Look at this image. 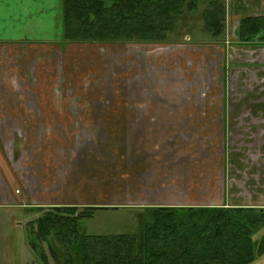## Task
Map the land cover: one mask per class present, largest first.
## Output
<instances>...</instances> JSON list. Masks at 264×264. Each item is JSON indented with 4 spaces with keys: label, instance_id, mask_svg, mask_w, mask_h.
<instances>
[{
    "label": "rangeland",
    "instance_id": "374dc122",
    "mask_svg": "<svg viewBox=\"0 0 264 264\" xmlns=\"http://www.w3.org/2000/svg\"><path fill=\"white\" fill-rule=\"evenodd\" d=\"M13 1L16 2V7H7L8 3L0 2L5 7V12L9 10L12 14L6 15L4 10L0 9L1 111H4V108L6 111L9 110L10 106L20 105L33 108L38 106L65 108V116H71L70 121L73 122L81 112L90 110L92 113L96 109L109 113L108 116L111 118H107L108 121L125 123V129L123 127L117 130L106 129L97 132L85 127L64 130L67 140L75 139L77 145H80L77 153L72 154L68 151L65 155H73L81 164L88 165L89 157L93 155L97 167L99 166L98 170L89 172V181L86 177L81 181L84 184L81 185V194L79 192L74 196L73 187L69 188L72 190L71 199H74L79 206H83L79 208V212L86 207L101 206L96 207L92 217L78 220L80 234L95 236L135 234L144 222L145 208L141 207L146 206L145 201L167 202L166 199L169 198L165 197L172 194L173 202L177 192L173 190L172 182L177 180V183H181L184 177L172 176L171 185L166 186L167 193H161L162 197L155 193L159 187L148 190V184L151 182L152 185L153 181V178L149 177L151 172L147 173V179L143 180L139 175L143 172L141 168L143 164L135 160L143 151V140L150 143L149 147L152 150L165 154V158H172L173 162L168 163L175 164V168L182 167L180 166L182 161L174 160L182 156L190 159L194 155L203 159V155H210L209 160H214L215 155L231 153L234 149H238V153L247 152L246 137L242 139L232 137L229 145H224L220 136H216L217 131L211 128L205 129L203 133L196 132L194 128L193 135L188 137L189 139L175 140L166 137L172 133V124L167 130L164 127L166 124L162 122L160 137L154 143L156 145H151L153 143L151 134L143 135L146 129L143 127L144 123L146 124L144 117L147 116L143 112L148 111L149 106L220 107L237 104V101H245L248 105L250 101L248 90L246 88L240 92L241 88L239 89L238 84L241 74L235 72L238 70H235V67L238 66L239 61L242 66L245 65V61L249 60L248 51L254 48L248 49L249 45H242L245 48H242L243 52L240 54L238 48L232 49L233 44L240 42L237 38L238 21L243 9L239 10L240 3L236 4L238 0H222L226 30L221 36H214L205 28L203 12L208 7V3L202 0L192 14L177 23L176 29L170 33L167 41L139 44L87 42L63 44L61 42L63 0ZM24 23L32 26L22 28ZM225 42L231 47L230 49H226ZM257 44L264 46L260 41H257ZM121 111H125L126 114ZM86 117L81 118V122L89 120L88 114ZM65 122L67 124L69 119H65ZM231 130L235 132L234 129ZM19 132L24 133V131ZM182 132L185 134L190 131L184 129ZM41 133L42 131H39L37 136L33 131V138L41 139ZM51 133L56 136L58 131H48L47 143L43 141L42 148L44 150L48 148V152L59 155L54 139H49L54 137ZM14 136V131H11L10 140ZM3 143L7 146L8 139L5 135L0 136V146L4 153L6 148ZM39 144L40 142H36V145ZM91 151L96 153L89 155L88 152ZM107 158L109 162L112 161V165L108 164V160H104ZM17 162L20 167L15 176L16 184H12V187L17 186L20 181L23 190L26 183H31L32 190H36L37 182L25 176L24 166L27 163L19 160ZM153 163V171L156 172L155 181H158L156 167L168 163L163 161H153ZM187 164L195 167L199 163L188 161ZM203 164L215 167L217 162L205 161ZM80 169L82 174L84 171L87 172L85 166ZM10 180L14 182V178ZM213 180L218 181V178L211 179ZM162 182H164L163 176ZM171 186L172 189L169 190ZM143 188L146 190L144 191ZM1 190L8 195V199H5V196L0 200V204L10 207L0 208V264H41L26 241V227H32L36 233L39 227L35 222L38 224L37 220L42 214L27 212L25 209H20L21 207H16L18 203L14 202L10 188L1 183ZM23 190L18 195L25 194ZM183 196L188 204L192 202L196 204L200 200L199 194ZM120 203L128 204L133 208L105 209L110 207V204ZM31 222L32 224L29 225ZM43 249L50 264H56L45 242Z\"/></svg>",
    "mask_w": 264,
    "mask_h": 264
},
{
    "label": "crops",
    "instance_id": "0c3cea01",
    "mask_svg": "<svg viewBox=\"0 0 264 264\" xmlns=\"http://www.w3.org/2000/svg\"><path fill=\"white\" fill-rule=\"evenodd\" d=\"M2 1L8 3V5H6L7 7H16V2L13 0H0V2ZM238 3H240L239 10L243 9L241 11L240 20L238 21L239 25L240 21L245 18L264 17V0H238L236 4ZM0 9H3L5 12V7L2 4H0ZM5 14L9 16L12 15L9 10L6 11ZM31 26L32 25L29 23H24L22 28ZM235 44H233L234 46H232V49L234 50L235 48L236 50V48H238L239 54L243 52L242 48H245L242 45H249L247 47L248 49L254 48L252 51H248L249 60L245 61V65L242 66L240 61L238 62L237 67L233 65L235 70L238 69L235 72L241 74L239 76L238 84L240 85L239 89L241 88L240 92L246 88L248 90V98H250L248 105L245 101H237V104L227 106L222 105L220 107L186 105L149 106L147 107L148 111L143 112V114L147 115L144 117L146 124L144 123L143 127L146 129L143 135L151 134L150 136H152L153 141L151 145H156L154 143L156 139H159L160 137V130L163 126L162 122L166 124L164 127L167 128V130L170 129L169 125L172 124V133H169L166 137H172V139L175 140L181 139L185 141L189 139L193 135L194 128L196 132L201 131L202 133L205 129L211 128L217 131L216 136H220L224 145H229L232 137L235 139L246 137L248 139L247 152L238 153V149H234L231 153L215 155L214 160H209L210 155H203V159L199 158L201 156L192 155L190 159H186L182 156L179 159H174L177 162L182 161V163H180V166L182 167L175 168V164L170 165L168 163L173 162L172 158H165V154L162 155L161 153L152 150L149 147L150 143L143 140V151L136 156L135 160L139 164H143L141 167L143 172L139 173L140 177H143V180H146V174L151 172L149 177L153 178V186L150 185V182V184H148V190H150V188L159 187L158 190L156 189L157 192L154 191L158 196L160 195V197H162L161 193H167L166 188L168 189V187L166 186L171 185L170 182H172V176L180 175L183 176L184 179L181 180V183H177V180L176 182H172L173 190L179 193H175L176 195L173 197V202L172 194H169L168 197H165L169 198L166 199L167 202L165 200L163 202L157 200L151 203L145 201L146 206L141 208L174 206L184 208L222 207L264 209V46L257 43L244 44L238 42ZM254 45L256 47H253ZM225 47L226 49L231 48L226 45V42ZM1 108L0 136L5 135L8 139V143L7 146L3 143V146L7 149H4V153L0 146V185L2 183L6 187L8 186V189L10 188L14 202L16 201V203H18L15 206L21 207L20 209L25 210H28L29 208L49 209L66 206L78 208L83 207L79 206L77 202L75 203L74 199H71L73 198L72 194L75 196V194H78L79 192L80 194L82 193L81 185L84 184H82L81 181L86 178L89 181V172L92 170H98L99 166L97 167L96 158L93 155L89 157V165L84 163L81 164L80 160L78 161L73 155H68L69 157L65 155L68 151L72 154L73 152L77 153L80 150V145H77L75 139L74 141H71L70 139L67 140L65 138L64 130H75V128L81 127L97 132L106 129L117 130L123 127V129H125V123L108 121L107 118H111L108 116L109 113L106 114V112L98 111L96 109H94L92 113L90 110L88 112L85 111L84 113L81 112L79 116L74 118L76 120L71 122V116H65V108H53L50 106H38L37 108H33L29 106L24 107L22 105L10 106L7 111L4 107V111H1ZM121 112L125 113V111ZM87 114L89 120L81 122L80 119L87 118ZM210 114H212V116H210L212 118L209 117ZM160 115H162V117H160ZM67 118L69 119V122L66 124L65 119ZM184 129L189 130L190 132L184 134V132H182ZM231 129H234L235 132ZM53 130L58 131V133L56 136L51 133L54 137H50L49 139H54L57 147L56 151L59 155H57V153H54L53 155L51 151L48 152V148L46 150L42 148L44 147L43 141L47 143L48 136L46 135H48V131ZM11 131H14L15 133L12 140H10L9 137ZM19 131H24L25 134H22ZM33 131L37 136L39 135V131H42V140L38 137L33 138ZM122 136L125 135L122 134ZM36 142H40V144L36 145ZM59 142L60 145H58ZM93 153H96V151L88 152L89 155ZM195 157H197V159H195ZM18 160L19 162L25 161L27 163L24 166V171L26 172L25 176L27 179L31 178L37 182L35 186L36 190H32L30 186L31 183H26L25 189L23 190L20 181L17 186L13 185L12 187V184H16L15 176L20 167H18ZM104 160L106 161L108 158ZM153 161H163L168 163H163V166L156 167V171H158V181H155L156 175L154 173L156 172L153 171ZM188 161H191L192 163L197 162L199 164L195 167L190 166V164H187ZM205 161H208V163L210 161H216L217 165L215 167H210L209 165L203 164ZM75 164L79 166L77 167ZM108 164L112 165V161L109 162L108 160ZM83 166L87 168V172L85 173L84 171L82 174V172H80V167L83 168ZM162 176L164 182H162ZM10 178H14V182H12ZM215 178H218V181H211V179ZM142 183L145 184V182ZM67 185L69 186L66 187ZM172 186L169 190L172 189ZM18 187L23 190V193L25 194L18 195V193H21V190L18 189ZM72 187L75 193L70 194V191L72 190L69 188ZM143 189L144 191L146 190L145 188ZM184 194H199L200 200L196 204L193 202L188 204L185 202L186 198L183 196ZM5 196V199H8V195L1 190L0 200ZM20 198L23 201L20 200ZM143 200L141 202L142 205L144 204ZM88 204L93 203L88 202ZM94 206L101 207L97 205ZM1 207L10 206H2L0 204V208ZM132 208V206H129L128 204L124 205L122 203L117 205L110 204V207H105V209L109 210H125ZM263 230L264 229H262L259 235L264 233ZM251 264H264V255L257 258Z\"/></svg>",
    "mask_w": 264,
    "mask_h": 264
},
{
    "label": "trees",
    "instance_id": "16d2710c",
    "mask_svg": "<svg viewBox=\"0 0 264 264\" xmlns=\"http://www.w3.org/2000/svg\"><path fill=\"white\" fill-rule=\"evenodd\" d=\"M202 0H63L62 43H160ZM205 28L225 33L222 0H205ZM196 12V11H195ZM238 39L264 43V17L240 21ZM96 207L33 208L42 214L26 241L41 264H251L264 255V209L149 207L135 234H80L78 220ZM148 219V220H146ZM29 223V225H31Z\"/></svg>",
    "mask_w": 264,
    "mask_h": 264
}]
</instances>
